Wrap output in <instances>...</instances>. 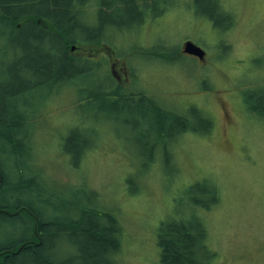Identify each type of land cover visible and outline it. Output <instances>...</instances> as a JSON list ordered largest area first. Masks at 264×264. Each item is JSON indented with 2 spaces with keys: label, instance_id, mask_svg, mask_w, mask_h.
<instances>
[{
  "label": "rangeland",
  "instance_id": "obj_1",
  "mask_svg": "<svg viewBox=\"0 0 264 264\" xmlns=\"http://www.w3.org/2000/svg\"><path fill=\"white\" fill-rule=\"evenodd\" d=\"M88 1L75 31L81 39L99 20L103 0ZM222 5L233 16V32L212 29L193 10V0H168L141 16L137 27L110 24L100 43L75 37L77 51L70 52L75 67L49 70L50 77L65 79L42 86L46 94L30 89L22 95L29 101H18V108L31 103L23 108L32 120L27 143L34 168L66 190L89 185L103 191L95 206L120 222L119 264H159L158 226L190 211L187 190L195 183L214 186L219 196L218 204L198 211L215 254L211 264H264V119L242 102L245 91L264 81V1L222 0ZM129 15L138 17L131 10ZM185 40L204 50V62L179 54ZM16 46L0 23V87L10 92L16 89L6 74ZM56 55L58 50L35 57L42 71ZM108 63L123 77L127 70L128 83L118 84L126 97H86L115 88ZM110 101L121 107L111 108ZM136 104L151 115L152 109L158 116L178 115L172 126L180 137L163 140L150 122L155 114L136 115L127 107ZM207 122L211 132L203 133ZM72 132L76 138L67 145Z\"/></svg>",
  "mask_w": 264,
  "mask_h": 264
},
{
  "label": "trees",
  "instance_id": "obj_2",
  "mask_svg": "<svg viewBox=\"0 0 264 264\" xmlns=\"http://www.w3.org/2000/svg\"><path fill=\"white\" fill-rule=\"evenodd\" d=\"M92 1L94 5L95 0ZM98 1L100 3L101 0ZM88 2L0 0V23L5 26L7 38L18 43L12 54L15 61L9 64L6 74L12 81L11 89L16 90L10 92L0 87V241L7 237L0 242V264H119L122 258L124 248L120 244V222L112 212L98 210L95 206L103 191L98 192L89 185L66 190L64 185L54 184L43 177L34 168V156L28 147L33 138L29 131L32 120L26 114L29 110L23 107L31 103L18 108V101H29L22 98L23 93L33 89L46 94L42 86L64 78L62 74L50 77L51 67L53 70L67 65L75 67L69 47L78 42L75 39L79 38L75 32L79 28L78 18ZM166 2L168 0H103L97 11L99 20L97 18L87 37L79 39L86 44L100 43L105 37L102 31L110 24L137 27L142 22L141 16L148 11L155 12L159 4ZM102 6L111 9L112 15L102 11ZM193 7L198 16L212 24V29H232L233 32V16L224 9L222 0H193ZM130 10L138 17L129 15ZM24 31L26 33L22 36ZM45 39L48 42L44 43ZM55 50H58V55L54 56L50 67L42 71L41 60L35 57ZM113 87L100 95L87 92L86 97L96 100L107 96L126 97L118 92L119 86ZM242 100L248 112L264 119V81L245 91ZM146 102L154 107L152 101ZM109 104L111 108L121 107L118 101H110ZM127 107L136 115L155 114L150 122H154L157 135L166 142L174 141L182 134L172 126L178 115L162 113L158 116L157 109H152L151 115L149 109L142 110L143 104ZM211 129L212 122H207L201 131L210 133ZM190 131L197 130L190 126ZM75 138L76 134L72 132L66 144H72ZM163 146L166 147L165 144ZM64 151L71 154V150ZM85 151H82V156ZM77 162L76 157L73 165ZM56 186L60 191L55 190ZM187 193L190 195V211L178 219L162 221L158 226L159 264H211L215 257L207 246L208 235L198 211L209 210L218 204V191L214 186L195 183L190 185ZM203 195L208 196V202L203 201Z\"/></svg>",
  "mask_w": 264,
  "mask_h": 264
},
{
  "label": "flooded vegetation",
  "instance_id": "obj_3",
  "mask_svg": "<svg viewBox=\"0 0 264 264\" xmlns=\"http://www.w3.org/2000/svg\"><path fill=\"white\" fill-rule=\"evenodd\" d=\"M185 42V41H184ZM182 51V50H181ZM99 53V54H98ZM98 53L96 54V58H100L101 57V55L100 54H102L103 52L102 51H98ZM106 54H107V57L110 59V55L107 53V52H105ZM183 54V53H182ZM103 58H104V56H102ZM116 59L117 58H113V60L116 62ZM118 60V59H117ZM99 63H100V61H99ZM109 64V63H108ZM109 73L110 74H112V77H113V79L114 80H116V84L118 85H122V84H124V82L125 83H128V81H129V79H130V77H129V75H128V72H127V70H124L123 71V74H124V76L125 77H123V75H121V74H117V73H115L116 71H114V65L113 64H109ZM118 85V86H119Z\"/></svg>",
  "mask_w": 264,
  "mask_h": 264
},
{
  "label": "water",
  "instance_id": "obj_4",
  "mask_svg": "<svg viewBox=\"0 0 264 264\" xmlns=\"http://www.w3.org/2000/svg\"><path fill=\"white\" fill-rule=\"evenodd\" d=\"M183 52L191 55V56H195L200 60H203L204 57V51L198 47L197 45H195L193 42L187 41L184 44L183 47Z\"/></svg>",
  "mask_w": 264,
  "mask_h": 264
},
{
  "label": "bare ground",
  "instance_id": "obj_5",
  "mask_svg": "<svg viewBox=\"0 0 264 264\" xmlns=\"http://www.w3.org/2000/svg\"><path fill=\"white\" fill-rule=\"evenodd\" d=\"M109 2H111V0H109ZM102 7H103V6H102ZM106 9H107L106 7H105V8L103 7V8H102V11L107 12L108 15H112L111 9H107V10H106ZM131 11H132V10H131ZM132 12H133V11H132ZM128 14H130L129 11H128ZM17 26H19V25H17ZM46 58H47V57H46ZM48 67H50V66H48ZM164 126H166V124H165Z\"/></svg>",
  "mask_w": 264,
  "mask_h": 264
}]
</instances>
